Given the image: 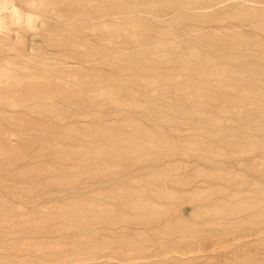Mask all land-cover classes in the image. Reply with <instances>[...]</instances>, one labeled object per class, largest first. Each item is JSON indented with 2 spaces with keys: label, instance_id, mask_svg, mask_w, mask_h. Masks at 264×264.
Masks as SVG:
<instances>
[{
  "label": "rangeland",
  "instance_id": "obj_1",
  "mask_svg": "<svg viewBox=\"0 0 264 264\" xmlns=\"http://www.w3.org/2000/svg\"><path fill=\"white\" fill-rule=\"evenodd\" d=\"M0 264H264V0H0Z\"/></svg>",
  "mask_w": 264,
  "mask_h": 264
}]
</instances>
